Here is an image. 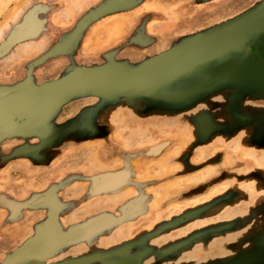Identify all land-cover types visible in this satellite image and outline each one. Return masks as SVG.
I'll return each instance as SVG.
<instances>
[{
    "label": "rangeland",
    "instance_id": "obj_1",
    "mask_svg": "<svg viewBox=\"0 0 264 264\" xmlns=\"http://www.w3.org/2000/svg\"><path fill=\"white\" fill-rule=\"evenodd\" d=\"M262 7L0 0V90L80 67L136 68ZM225 63L176 79L170 90H190L177 99L79 92L0 132V264L42 233L52 251L17 264H264V88L223 83ZM16 106L5 111L10 127L22 117ZM108 174L120 176L95 191L92 179Z\"/></svg>",
    "mask_w": 264,
    "mask_h": 264
},
{
    "label": "water",
    "instance_id": "obj_2",
    "mask_svg": "<svg viewBox=\"0 0 264 264\" xmlns=\"http://www.w3.org/2000/svg\"><path fill=\"white\" fill-rule=\"evenodd\" d=\"M259 21L262 25L254 28L250 26ZM26 24L18 25L19 34L22 35L25 32ZM260 28H264V7L222 29L172 48L136 68H129L120 63H110L95 68L80 67L75 68L63 79L45 86L31 88L20 86L0 90V132L21 131L79 92H91L110 97L177 99L188 94L190 90L185 89L180 92L170 90L171 84L176 79L195 72L207 75L219 61L226 62V68L220 76L223 83H240L250 88H264V56L261 57L258 51H252L246 45L247 34H252ZM237 32L242 34L239 35L238 41L234 42ZM5 48L7 45L3 46L2 50ZM194 51L198 54L192 56L191 53ZM212 81V78L205 77L203 88L204 86L212 87L214 85ZM11 101L14 102L13 105L22 104L25 108L19 109L16 106L17 113L22 116L16 127L6 125L9 119L2 116L11 106L7 104ZM204 120L202 118L201 122L204 123ZM158 151L159 146H156L152 152ZM118 176L120 175H101L92 179V187L95 191L106 190L105 187H110L109 184ZM42 243L45 244L43 250L37 252L36 247ZM54 245L55 240L49 234H39L14 252L6 264L38 260L50 253ZM245 261V258H238L230 264H242ZM85 262V260H70L59 264H84Z\"/></svg>",
    "mask_w": 264,
    "mask_h": 264
},
{
    "label": "flooded vegetation",
    "instance_id": "obj_3",
    "mask_svg": "<svg viewBox=\"0 0 264 264\" xmlns=\"http://www.w3.org/2000/svg\"><path fill=\"white\" fill-rule=\"evenodd\" d=\"M246 45L252 50V51H258L261 54V57L264 56L263 53H261L260 51L264 50V29L261 28L256 29V31H254V33L252 34H247L246 36Z\"/></svg>",
    "mask_w": 264,
    "mask_h": 264
},
{
    "label": "bare ground",
    "instance_id": "obj_4",
    "mask_svg": "<svg viewBox=\"0 0 264 264\" xmlns=\"http://www.w3.org/2000/svg\"><path fill=\"white\" fill-rule=\"evenodd\" d=\"M260 25H262V23L259 21V22H255L254 24H252V25H250V26L254 28V27H256V26L258 27V26H260ZM248 27H249V26H248ZM260 29H261V28H260ZM260 29H259V30H260ZM263 29H264V28H263ZM255 31H256V30H255ZM241 34H242V32H240V33L237 32V34H235V36H234L235 41H234V42H237V41H238V39H239V35L241 36ZM242 36H243V35H242ZM195 53H196V54H195ZM197 54H198L197 51H194V52L191 53L192 56H195V55H197ZM7 104H10V105H11V106L9 105L10 107L7 108V110H9L10 108H12V107L15 106V105H13L14 102H12V101H11L10 103H7ZM35 104H37L36 101H35ZM30 105H31V104H30ZM17 106L19 107V109H22V108L25 109V108H24V105H22V104H21V105L19 104V105H17ZM18 107H16V109H17ZM30 107H31V106H30ZM17 110H18V109H17ZM27 112H30V111L27 110ZM29 114H30V113H29ZM2 116L4 117L5 114H2ZM6 121H7V120H6ZM8 121H9V120H8ZM8 121H7V124H6V125H8ZM8 126H9V125H8ZM44 246H45V244H43V243L40 244L39 246L36 247V251H37V252L42 251L43 248H44Z\"/></svg>",
    "mask_w": 264,
    "mask_h": 264
}]
</instances>
